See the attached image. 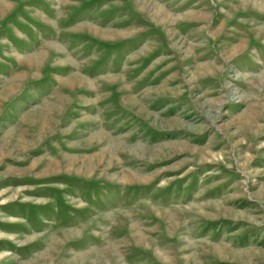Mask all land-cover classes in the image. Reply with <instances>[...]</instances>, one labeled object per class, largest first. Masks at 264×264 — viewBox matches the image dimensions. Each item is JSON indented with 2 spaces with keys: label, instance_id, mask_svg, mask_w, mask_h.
<instances>
[{
  "label": "rangeland",
  "instance_id": "374dc122",
  "mask_svg": "<svg viewBox=\"0 0 264 264\" xmlns=\"http://www.w3.org/2000/svg\"><path fill=\"white\" fill-rule=\"evenodd\" d=\"M0 264H264V0H0Z\"/></svg>",
  "mask_w": 264,
  "mask_h": 264
},
{
  "label": "bare ground",
  "instance_id": "6f19581e",
  "mask_svg": "<svg viewBox=\"0 0 264 264\" xmlns=\"http://www.w3.org/2000/svg\"><path fill=\"white\" fill-rule=\"evenodd\" d=\"M160 8V7H159ZM161 9V8H160ZM194 13L193 14H196V12L197 11H193ZM29 61H30V63L32 64V62L33 61H38L39 60V55H35V56H33L32 58H29L28 59ZM81 81V80H80ZM15 81H13V82H11V84H9L8 85V87H7V90H10V91H13L14 89H15V83H14ZM73 82V81H72ZM57 106V105H56ZM52 107V106H51ZM51 107L49 106V108L51 109ZM55 107V106H54ZM57 108V107H56ZM49 111V110H48ZM50 111H53V110H50ZM44 114V113H43ZM41 118V117H40ZM38 121V120H37ZM44 129H47V126H43V130ZM102 136L103 135H106L104 132H101L100 133ZM26 142V141H25ZM50 166L49 167H52L53 168V166H55L56 164L54 163V162H51L50 164H49ZM49 169V168H48ZM138 231V230H137ZM144 237V236H143ZM145 239V238H144Z\"/></svg>",
  "mask_w": 264,
  "mask_h": 264
}]
</instances>
